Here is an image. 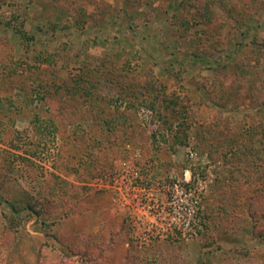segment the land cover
I'll list each match as a JSON object with an SVG mask.
<instances>
[{"label":"rangeland","instance_id":"374dc122","mask_svg":"<svg viewBox=\"0 0 264 264\" xmlns=\"http://www.w3.org/2000/svg\"><path fill=\"white\" fill-rule=\"evenodd\" d=\"M231 3L223 31L194 0H0V264H264V0ZM171 100L186 142L160 146ZM128 156L208 175L195 239L131 243L91 185Z\"/></svg>","mask_w":264,"mask_h":264},{"label":"built area","instance_id":"2783aa9c","mask_svg":"<svg viewBox=\"0 0 264 264\" xmlns=\"http://www.w3.org/2000/svg\"><path fill=\"white\" fill-rule=\"evenodd\" d=\"M196 156L189 147L187 157L194 160ZM136 158L128 156L104 168L91 183L105 191L111 207L127 217L131 243L141 248L167 238L183 242L195 239L203 229L201 194L211 179L193 175L187 168L181 177L150 186L142 181Z\"/></svg>","mask_w":264,"mask_h":264},{"label":"trees","instance_id":"16d2710c","mask_svg":"<svg viewBox=\"0 0 264 264\" xmlns=\"http://www.w3.org/2000/svg\"><path fill=\"white\" fill-rule=\"evenodd\" d=\"M231 1L232 0H194V6L198 11H200L202 19L205 23H210L211 21H213L212 20L213 17L217 16L218 19L215 18V21L221 22V24H222L221 28L224 31V30L228 29L229 26H235L241 21L240 18L237 19L236 15L233 14ZM212 5H214V6L211 7ZM222 29L219 30L220 33L223 32ZM79 81H81V80H75L76 85L71 87V88H74V90H79V91L81 89L82 90V95H81L82 98L88 97V98H91L92 101L97 102L99 100L100 94H98V92L96 90H94V87H92L91 85H88L86 80L82 79L83 83H86L85 85L80 84ZM81 85H82V87H80ZM109 102H108V104H109ZM94 108H96L95 112L98 114V117H97L98 121L106 120L107 118L110 119L111 117L112 118L116 117L115 115L108 113L107 112L108 108L104 107V105L102 107H100V105H96V107H94ZM174 111H175L174 102L171 100L165 105L163 113H160V115H159L161 122L156 125V129L153 133V137L159 140L160 146L165 145L167 143H169L172 146L175 143L176 144L177 143L184 144L186 142V139L179 138L175 134L173 135V132H172L173 131V125H174L173 122L175 120L174 119L175 118V115H174L175 112ZM151 117L153 118V111H151ZM177 124H178L177 127L179 128L182 126V124H184V121L183 120L178 121ZM260 130H261L260 132H262V134H264V124H261ZM234 132L235 131H231V134H233ZM185 137H186V133H185ZM242 138H244V134L240 133L239 136L236 137V139H234V143H236L238 147L240 146L242 153L245 154L248 146L245 145L243 147L244 143H243ZM223 145L224 144L222 143L221 146H223ZM183 170H185V168H183L182 171ZM182 171H181V173H182ZM158 174H159V172H158ZM156 175L157 174L149 175L148 173H145L142 181L144 183H146L147 185L151 186V185H156V184L162 185L163 183H165L171 179V178H167L164 181H161V179L155 180L154 178H156ZM10 207H11L12 211L16 212L15 206L13 204H10ZM202 222L205 225L203 219H202Z\"/></svg>","mask_w":264,"mask_h":264}]
</instances>
